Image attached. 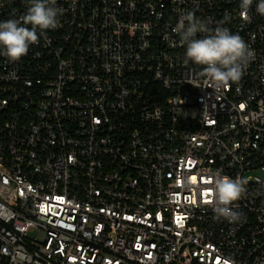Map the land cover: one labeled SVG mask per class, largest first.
<instances>
[{"label": "built area", "instance_id": "built-area-1", "mask_svg": "<svg viewBox=\"0 0 264 264\" xmlns=\"http://www.w3.org/2000/svg\"><path fill=\"white\" fill-rule=\"evenodd\" d=\"M240 3L56 0L47 39L0 55V264H264V16ZM28 6L0 0V21ZM188 11L254 50L238 84L185 63ZM216 171L247 180L235 224Z\"/></svg>", "mask_w": 264, "mask_h": 264}, {"label": "clouds", "instance_id": "clouds-1", "mask_svg": "<svg viewBox=\"0 0 264 264\" xmlns=\"http://www.w3.org/2000/svg\"><path fill=\"white\" fill-rule=\"evenodd\" d=\"M254 0H241L240 16L245 21L251 18L249 12ZM24 15L0 21V55L11 62H17L27 55L32 45H38L41 38L47 39V30L59 25L62 10L55 6L56 0H28ZM256 12L264 16V0H258ZM227 22L210 27L211 20L199 19L193 11L182 12L173 31L180 43L186 46L185 63L202 66L199 76L205 88L215 92L238 84L248 64L255 58V52L241 35L222 26ZM198 34H201L198 37ZM12 77L15 73L11 74ZM211 190L208 203L212 205L215 219L235 224L242 214L235 209L246 192L247 180L237 176L231 178L216 171L211 176ZM223 264H234L224 261Z\"/></svg>", "mask_w": 264, "mask_h": 264}]
</instances>
